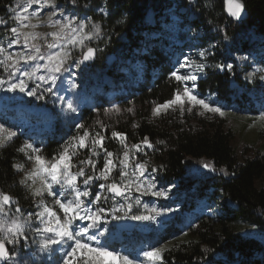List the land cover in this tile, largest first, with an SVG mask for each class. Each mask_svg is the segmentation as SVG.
Returning a JSON list of instances; mask_svg holds the SVG:
<instances>
[{"label": "trees", "instance_id": "trees-1", "mask_svg": "<svg viewBox=\"0 0 264 264\" xmlns=\"http://www.w3.org/2000/svg\"><path fill=\"white\" fill-rule=\"evenodd\" d=\"M61 1L85 13L103 27L104 36L99 41L103 51L99 52L92 64L82 68L86 98L97 104L105 99L106 91L112 90L116 92L115 99L119 102L132 100L139 106L135 122L139 127H133V123L128 122L115 126V130L126 133L130 145L145 136L149 138L154 147L146 154L139 155V158L150 156L155 161L163 183L170 184L179 180L185 192L191 196L187 203L189 210L194 206L191 201L193 197H204L215 199L223 211L220 214L197 215L188 226L191 237L165 248L163 264H211L213 261L220 264H264V244L241 238L235 231L236 223L243 221L260 227L264 232V187L256 186V181L264 173V151L239 162L229 145L231 131L223 128L221 121H209L201 129L171 125V121H164L167 122L165 130L158 129L148 121V110L152 102L162 103L170 99L176 87L168 73L173 68L178 52L182 53L188 43L186 38L189 32L185 34L183 25L188 24L191 30L195 28L202 32L197 38L200 41L193 45H207L209 65L235 62L232 57L234 52L247 50L257 54L258 49L264 48V0H242L247 16L240 22L226 17L223 0H197L195 4L187 0ZM11 3L12 0H0V17H7ZM149 8L153 11L152 23L145 17ZM101 9L104 11L101 12ZM175 13L182 21L178 28L173 29L170 16ZM219 25L226 26L229 40H223L225 32H218ZM175 39L180 43L175 45ZM210 44L216 47L210 50ZM237 44H240V50H237ZM112 54L115 58L111 64H105V57ZM127 60L142 61L140 74L130 70ZM95 66L107 72L118 85L124 86L125 76L129 74L134 84L126 90V97H121L115 87L101 84V79H97L94 84L90 74ZM123 68L127 69L126 72H123ZM234 72L233 75L215 67L207 68L198 82L199 92H215L227 103L243 106L250 99L249 95L255 92L247 87L249 83L244 82L239 71ZM0 75L5 77L7 74L0 70ZM47 107L55 115V110ZM94 117V112L84 109L79 120L88 125ZM6 121L7 125H15ZM58 132L59 128L55 127L46 136L44 144H41L46 155L59 149L60 144L56 139ZM105 135L110 137L111 130L108 129ZM24 137V134H18L11 143L0 147V191L17 198L20 206L27 209L32 207V200L26 188L19 184L20 172L13 167L23 161L24 155L16 149L25 141ZM157 139L164 143L156 146L154 141ZM106 147L114 153L122 151L117 140H108ZM204 163H210L217 170L203 168ZM99 166H102V159ZM220 169H225L228 174L225 175ZM166 224L162 231V241L169 239L170 229L178 228V222ZM133 241V244H141L144 240L137 237Z\"/></svg>", "mask_w": 264, "mask_h": 264}, {"label": "snow or ice", "instance_id": "snow-or-ice-1", "mask_svg": "<svg viewBox=\"0 0 264 264\" xmlns=\"http://www.w3.org/2000/svg\"><path fill=\"white\" fill-rule=\"evenodd\" d=\"M225 5L229 17L242 20L245 10L242 0H225ZM34 6L51 8L47 12L48 24L56 30L48 33L35 31L39 23H31L30 20V17L38 15L37 11H30ZM11 12L14 15L10 19L16 22V26L8 29L10 39L7 46L0 42V69L8 74L7 80L0 78V87L7 84L6 91H19L37 99H44L46 93L57 95L54 89L64 73L74 77L75 72H70V68H79L94 60L98 51H103L91 46L94 40L104 36L102 25L91 18L82 20L76 15H65L56 0H22L11 8ZM58 14L61 18L53 19ZM5 24L7 21L0 17V25ZM225 28V25H219L218 32H225L223 40L227 41L230 37ZM48 37H51L50 41ZM41 39L43 44L39 43ZM13 46H18L19 51H11ZM77 50L79 56L75 55ZM208 56L209 49L200 48L195 55L187 54L177 59L168 73L176 87L170 99L162 103L152 102L154 117L166 115L169 111H179L183 116L185 111L192 113L195 109L201 110L199 115H224L219 104L199 92L198 82L209 67L234 75V65H209ZM240 59L247 61L248 57ZM260 64V67L249 65L253 70L247 73L246 79L259 76V80L264 82V58ZM68 84L72 89L78 87L71 78ZM57 99L66 103L67 112H78V106L71 99L65 101V97L58 95ZM124 111L134 114L135 110L113 105L104 113L106 116L112 113L119 115ZM259 118L264 120V111L259 113ZM109 127L100 119L94 122V126H86L84 121L75 123L74 134L50 156L45 154L43 146H37L31 140L24 141L16 149L24 155L25 162L32 165L27 170L24 163L13 167L17 172H23L19 184L26 188L35 208L25 215V209L17 198L0 191V261L4 264H29L24 256L31 252L32 245H36L41 253L59 251V264H143V261L130 258V255L106 243V234L110 232L108 216L113 221H148L165 212H173L172 208L157 210L152 206L147 215L131 214L134 206L142 204L141 196L167 198L175 185L158 187L157 169H150L147 161L141 162L136 158L137 153L146 154V149L154 147L147 136L139 143L129 145L126 133L113 128L110 137L105 135ZM133 127H139V124L134 122ZM17 135L16 131L0 123V147L11 143ZM110 139L117 140L122 151H109L106 142ZM83 152L87 153L86 157L79 159ZM101 157L102 166L98 167ZM202 166L217 170L210 163ZM219 171L228 174L225 169ZM133 192L140 195L133 197L130 195ZM148 207L144 204L146 210ZM24 249H28V253ZM165 250L163 246L153 247L139 255L149 264H163Z\"/></svg>", "mask_w": 264, "mask_h": 264}, {"label": "rangeland", "instance_id": "rangeland-1", "mask_svg": "<svg viewBox=\"0 0 264 264\" xmlns=\"http://www.w3.org/2000/svg\"><path fill=\"white\" fill-rule=\"evenodd\" d=\"M18 3H22V0H12L11 6L7 13V17L5 18L7 24L0 27V42H2L5 46H7L10 39V33L8 32V29H10L13 26H16V22L10 19V17L14 15L11 12V8L16 7ZM56 3L61 8L64 9L65 15H76L79 19L82 20L89 18L85 15V13L80 12L75 8L67 6L61 0H56ZM30 11L38 12L37 16L30 17L31 23H39V27L36 28L35 31L40 33H48L50 31L56 30L55 28L50 27L48 24L47 12L51 11V8L48 7L39 8V6H34L32 9H30ZM180 11L182 12L184 10L180 9ZM170 17L172 18L173 29L178 28V24L182 21V18L177 13H175ZM188 17L192 18V16H188ZM60 18L61 17L59 16V14L56 17H53V19H60ZM189 27L190 26L188 24L183 25L185 34L186 31L187 33L189 32L188 38H186V40H188V43L186 44V49L182 53L178 52L177 57L173 62V65H175L177 59L182 58L183 55H187V54L195 55V53L200 48L207 47V45H204L202 47L200 46L194 47L193 44L198 43L200 41V39L197 40V38L202 34V32L201 31L198 32L195 28L191 30ZM25 30H30V29H25ZM47 39L50 41L51 37H48ZM99 41L100 39L94 40L91 46L101 49V47H99L100 45ZM39 43L43 44V40L41 39ZM191 43L193 46L191 45ZM211 46L212 44L208 46L210 50L213 49V47ZM236 48L237 50H240L241 48L240 44H237ZM258 50L259 52L257 54L253 52H247V50H245L244 52H240V51L234 52L232 53V57L235 60V62H231V61L226 62V63H233L234 70L239 71V75L244 80V82L249 83L247 87H249V89H252V91L255 92L254 94L249 95L250 99L247 102H245L246 104H244L243 106H241L242 104L241 105L235 103L229 104L226 102L224 98L220 97L219 94L211 91H205L200 93L204 97H207L215 101V103L219 104L224 111L223 116L219 114H209V113H205L204 115H199L198 113L201 110L195 109L192 113H188L187 111H185L183 116L180 115L179 111L176 112L169 111L168 114L166 115L154 117L152 115V109L154 105L152 104L149 106V110H148V114H149L148 121L154 124L158 129H163V130L166 129V124H167V122L165 123L164 121H169V122L171 121V125L180 124L182 126H188L197 129L203 128V125L208 124L209 121H213V122L221 121L223 128L229 129L231 131L232 135L230 137L229 145L233 149L235 156L239 162H242L247 158H252L258 153L263 152L264 151V120L259 118V113L261 111H264V82L259 80V76H257L252 80L246 79L247 73L253 70V68L250 67L249 65H254L256 67L261 66L260 61L262 58H264V48ZM11 51H19L18 46H13ZM98 54L99 51L97 52V56ZM75 55L79 56L78 50L76 51ZM243 56H247L248 60L242 61L240 57ZM132 63L133 62L128 63L130 64V68L134 69L136 72H140L139 70L140 62H135L134 64ZM82 68L84 67L80 66L79 68H75V67L70 68V72H75V76L69 77L68 73H64L62 79L57 82L56 88L54 89V92H56L58 96L65 97V101L67 99H71L74 102V105L78 106L77 113L73 114L67 112L65 110L66 103L57 99V95L46 93L44 99H37L36 97L28 96L26 93H21L19 91L16 92L6 91L7 84H5L3 87H0V123L5 124L7 128H11L12 130L16 131L18 134H24L25 141L31 140L34 141L37 144V146H40L41 144H44L46 137L44 132L45 129L41 130L42 128H40L41 126L39 125H42L43 128L48 127V130L50 131H52L53 127L59 128V132L56 139L59 141V144L61 145L64 142V140H66L69 136L73 135V132L75 131L74 129L75 123H79L80 121H82L79 120V115L84 109H87L88 112H94L95 114L93 122L86 126H94V122L97 119H100L105 123H107L108 125H110L109 130H112L113 128L115 129V126H119V124L124 125L128 122L134 123L137 121L136 113L139 106L136 105L130 99L125 102H119L120 100L114 99V96L112 95L110 98L108 97L102 101L100 100L96 104L94 103L95 101H91L90 99L86 98L85 88L82 83V77H83ZM0 70L4 72L2 69ZM104 73L105 72L103 71V69H100L98 68V66H95L90 74L91 78L93 79V83L95 84V81L97 79H101L103 81L105 79V76L103 75ZM0 78L7 80L8 74L5 77L0 75ZM67 78H71L72 80H74L75 83L78 85V87L75 89L70 88V86L68 87L67 80L69 79ZM108 83L110 84L111 82L108 81ZM132 84H134V82H132L130 75L127 74L125 76V85L124 87H122V89L119 90L121 97H126L125 91L128 90L129 86H131ZM20 104L21 105L25 104V107L22 106L23 110H21L20 113H18V115H15L16 113H14L12 114L13 117L10 118V116H8L7 113H5V109H4L5 107L15 108V107H20ZM32 105L35 107L39 106L38 110L41 111V115L38 116V118L40 119L39 121H37L36 118L31 119V116L35 117V115L32 114L31 110L29 109L27 110L26 108V107L29 108ZM113 105H117L121 109H125V110L129 107H132L135 110L134 114L124 111L119 115L112 113L106 116L104 110L111 109ZM47 106H50L52 109L55 110V115H52L50 111L47 110L48 108ZM97 109L99 111H97ZM143 112H147V110H144ZM19 115L20 118H22L23 120H20L18 118ZM7 118L16 122L17 126L7 125V121H6ZM117 120H119V123H117ZM97 130H99L98 127ZM154 142L156 146L158 144L161 145V143H158L159 142L158 139L155 140ZM60 145L58 147H60ZM119 147L121 148L120 144ZM148 150L149 149H146L145 151L147 152ZM144 153L145 152L137 153L136 158L141 160V162L147 161L150 169L151 168L157 169V165L155 161L150 156H147L144 159L139 158V155H143ZM86 155L87 153L83 152L79 157V159H84ZM21 163L25 164L26 170L30 169L32 166L30 163L25 162V157H23V161H21ZM155 175L158 180V187L167 188L169 185H175V187L171 188V190L169 191V196L167 198H158L150 195L141 196L140 198L142 200V204L139 206H134L131 212V214L133 215L149 213L152 206H155L157 210L166 209V208L174 209L173 211L174 214L173 215L169 214L167 221L160 220L158 216L156 217L155 220L145 221L146 226H148L149 224L152 226V231L149 232V236H150L149 239L151 241H154V243L153 245L150 244L151 248L161 247V246L167 248L169 246L175 245L176 243H180L182 241L188 240L192 235L189 231L188 226L192 223V221L195 219L197 215L202 213L220 214L223 212L221 207H218V204L216 203L215 199L204 198V197L201 199L193 197L191 201L194 203V206L192 209L189 210L187 208V203L190 202L189 197L191 196H189L185 192L179 180H174L172 183L166 184L160 180L158 169ZM22 176H23V172H20V179L22 178ZM37 184H39V181H37ZM256 186L264 187V173L261 176V178H259L256 181ZM130 195L134 197L140 194L133 192ZM219 201H221L220 198ZM144 204H147L149 206L147 210L144 208ZM182 205L184 207H182ZM34 208L35 205L32 201V207L25 209L24 214L27 215V212L33 211ZM173 221L178 222L177 225L178 228L174 230L170 229L168 233L169 239H167L166 241H162L163 240L162 231L167 225L166 222H173ZM114 222L116 224L117 221L111 220V217L108 216L107 223L110 232L106 234L105 237L106 243L112 245L117 251H122L125 255H130V258L139 259L143 261V264H149L148 260L139 254L142 253L143 251L149 250L150 248L143 249L142 246L143 244H139V243L133 244L134 242L133 239H127V243H125L124 240L121 241L120 239L116 238L114 235L116 228L113 226ZM235 231L239 234L241 238L250 239L256 244L257 243L264 244V232L260 229V227L256 225L255 227H253L250 224L244 223L243 221H239L235 225ZM23 251L25 253H28V249H24ZM59 256H60L59 251L52 254L41 253L38 251V247L36 245H32L31 252L28 253V255L24 256V260L28 261L29 264H31V261H35V264H59ZM211 264H220V263H218L217 261H213Z\"/></svg>", "mask_w": 264, "mask_h": 264}, {"label": "built area", "instance_id": "built-area-1", "mask_svg": "<svg viewBox=\"0 0 264 264\" xmlns=\"http://www.w3.org/2000/svg\"><path fill=\"white\" fill-rule=\"evenodd\" d=\"M145 17H146V19H147L148 22H151V23L153 22V11L151 10V8H149L147 10V13H146V16ZM171 20H172V18H171ZM171 27L173 28L172 24H171ZM173 43L176 45V44H179L180 42H179L178 39H175L173 41ZM129 62H133L132 64H134L135 62H142V61L141 60H131V61L130 60H127L126 61V64H128ZM128 66L130 68V64H128ZM141 68H142V64L140 63V69H139L140 72H141ZM123 70H124L123 72H126L127 69L126 68H123ZM130 70L132 72H136L134 69H131L130 68ZM140 72H136V73L140 74ZM103 75L105 76V79L102 82L100 81L101 84H107L110 87H115L116 91L120 95V91L119 90L122 89V87H124V86L123 85H118L115 82H113V80L110 78V76H109V74L107 72H105ZM67 79H69V78H67ZM108 81H110L111 83L109 84ZM67 86L69 87V84ZM125 93H126V91H125ZM112 95L114 96V99H115L116 92L115 91H112V90H108V91L105 92L104 98H108V97L110 98ZM22 106L25 107V104H23V105L20 104V107H15V108H13V107H5V105H4V107H5L4 108L5 109V113H9L10 112V113H13V114L16 113L18 115V113H20V111L23 110L22 109ZM26 108H27V110L28 109L31 110L32 113H38V114H40L38 112V111H40V110H38L39 107H35V106L32 105L29 108L28 107H26ZM18 118L20 120H23L22 118H20V115H19ZM54 129H55V127H53L52 131ZM47 132L48 133L51 132L50 130H48V127H47ZM47 132L45 133V137L48 135ZM40 146H42V145H40ZM173 222H174V224H176V221H173ZM151 231H152V226L150 224L148 226H146V222L145 221H140L131 231L122 232V231H119V230H115L114 235H115L116 238H118V239L124 238V240H127V239H135V238L139 237V238H141V239L144 240L143 243H141V244H143L142 245L143 246V249H148V248H151L150 244L153 245V241H151L149 239L150 238L149 232H151Z\"/></svg>", "mask_w": 264, "mask_h": 264}, {"label": "water", "instance_id": "water-1", "mask_svg": "<svg viewBox=\"0 0 264 264\" xmlns=\"http://www.w3.org/2000/svg\"><path fill=\"white\" fill-rule=\"evenodd\" d=\"M197 0H187L188 3H191V4H195ZM223 6H224V13L226 15V17L234 20V21H237L231 17L228 16L227 14V9H226V5H225V0H223ZM247 16V12H246V9L244 10V13H243V16H242V20L245 19ZM240 20V21H242ZM240 21H237V22H240ZM97 56V54H96ZM115 58V55H108L105 57V64H111V62L113 61V59ZM97 58H95L94 60L92 61H88V62H85L84 64L81 65V67H85L86 65L88 64H92ZM149 213H145V215H147ZM169 214L173 215L174 213L173 212H165L163 213L161 216H158L159 219L161 220H167L168 217H169ZM139 221H135V220H131V219H126V220H120V221H117L116 224H115V227L116 229L120 230V231H131L135 225L138 223ZM0 264H4L3 261H0Z\"/></svg>", "mask_w": 264, "mask_h": 264}]
</instances>
